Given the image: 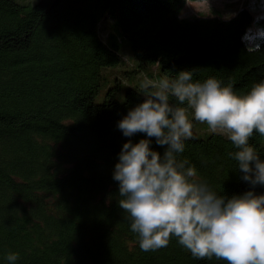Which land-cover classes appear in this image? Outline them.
I'll return each instance as SVG.
<instances>
[{
    "label": "trees",
    "instance_id": "trees-1",
    "mask_svg": "<svg viewBox=\"0 0 264 264\" xmlns=\"http://www.w3.org/2000/svg\"><path fill=\"white\" fill-rule=\"evenodd\" d=\"M186 1L0 0V264L11 252L16 264H227L194 258L175 237L141 250L113 172L123 144L144 138L117 126L143 101L142 83L117 78L96 101L104 71L123 62L118 39L100 25L106 15L129 39L134 74L155 81L190 70L237 94L264 80V38L253 52L245 39L264 28V14L247 2L230 19L182 13ZM263 142L259 133L249 141L262 159ZM235 151L205 124L178 158L230 197L249 188Z\"/></svg>",
    "mask_w": 264,
    "mask_h": 264
},
{
    "label": "clouds",
    "instance_id": "clouds-1",
    "mask_svg": "<svg viewBox=\"0 0 264 264\" xmlns=\"http://www.w3.org/2000/svg\"><path fill=\"white\" fill-rule=\"evenodd\" d=\"M261 38L264 28L246 36L247 51H259ZM140 94L143 101L117 126L125 137L142 133L144 138L123 144L113 179L118 205L141 250L166 247L175 237L197 259L264 264V192L256 190L264 187V159L249 143L254 133L264 136V80L237 94L232 84L222 86L216 78L195 81L190 70H181L175 77L145 78ZM193 118L235 146L230 155L249 185L246 191L219 195L195 166L178 158L193 138ZM153 139L163 153L151 146ZM18 258L14 252L6 257L8 264Z\"/></svg>",
    "mask_w": 264,
    "mask_h": 264
},
{
    "label": "rangeland",
    "instance_id": "rangeland-1",
    "mask_svg": "<svg viewBox=\"0 0 264 264\" xmlns=\"http://www.w3.org/2000/svg\"><path fill=\"white\" fill-rule=\"evenodd\" d=\"M245 2L253 7L256 14H264V0H187L181 11L182 13L191 11L194 14L204 16L222 15L224 17H228L229 15L233 16L234 12L241 8ZM100 25L104 27L107 34L112 33L118 39L121 46L120 53L122 55L123 62L118 66L107 68L104 71L106 79L102 83L96 96L97 102H101L103 100L105 92L110 85L114 84L117 78L123 82L124 86L130 85L135 80L142 83L146 78V72H138L137 74L130 72L137 63V59L130 47L128 37H126L119 29V20L106 15L101 20ZM257 28H263V26L258 23ZM154 72L156 73L155 69ZM122 95L123 91L120 97H122ZM190 118H192L191 112ZM204 126L205 124L193 121V134L200 131Z\"/></svg>",
    "mask_w": 264,
    "mask_h": 264
},
{
    "label": "crops",
    "instance_id": "crops-1",
    "mask_svg": "<svg viewBox=\"0 0 264 264\" xmlns=\"http://www.w3.org/2000/svg\"><path fill=\"white\" fill-rule=\"evenodd\" d=\"M235 13V12H234Z\"/></svg>",
    "mask_w": 264,
    "mask_h": 264
}]
</instances>
